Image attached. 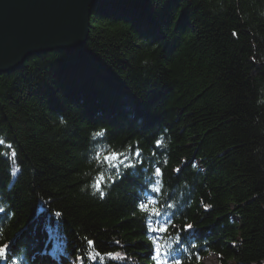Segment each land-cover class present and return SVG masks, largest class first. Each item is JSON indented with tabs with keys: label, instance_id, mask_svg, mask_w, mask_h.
Masks as SVG:
<instances>
[{
	"label": "trees",
	"instance_id": "16d2710c",
	"mask_svg": "<svg viewBox=\"0 0 264 264\" xmlns=\"http://www.w3.org/2000/svg\"><path fill=\"white\" fill-rule=\"evenodd\" d=\"M0 247L264 264V0H107L82 48L0 74Z\"/></svg>",
	"mask_w": 264,
	"mask_h": 264
},
{
	"label": "water",
	"instance_id": "95a60500",
	"mask_svg": "<svg viewBox=\"0 0 264 264\" xmlns=\"http://www.w3.org/2000/svg\"><path fill=\"white\" fill-rule=\"evenodd\" d=\"M104 1L0 0V74L33 55L82 48L93 11Z\"/></svg>",
	"mask_w": 264,
	"mask_h": 264
},
{
	"label": "rangeland",
	"instance_id": "374dc122",
	"mask_svg": "<svg viewBox=\"0 0 264 264\" xmlns=\"http://www.w3.org/2000/svg\"><path fill=\"white\" fill-rule=\"evenodd\" d=\"M201 262L202 264H216L215 257L212 254H209L208 256L204 257Z\"/></svg>",
	"mask_w": 264,
	"mask_h": 264
},
{
	"label": "snow or ice",
	"instance_id": "6c2138e0",
	"mask_svg": "<svg viewBox=\"0 0 264 264\" xmlns=\"http://www.w3.org/2000/svg\"><path fill=\"white\" fill-rule=\"evenodd\" d=\"M233 35H236V33H233ZM115 157H113L114 159ZM188 227H191V225H189ZM5 253V248L4 247H0V258H2L4 256ZM159 255V253L157 252V256ZM158 264H160V262L158 261Z\"/></svg>",
	"mask_w": 264,
	"mask_h": 264
}]
</instances>
